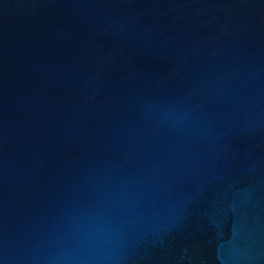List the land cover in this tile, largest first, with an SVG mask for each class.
I'll list each match as a JSON object with an SVG mask.
<instances>
[{
  "label": "water",
  "instance_id": "1",
  "mask_svg": "<svg viewBox=\"0 0 264 264\" xmlns=\"http://www.w3.org/2000/svg\"><path fill=\"white\" fill-rule=\"evenodd\" d=\"M0 264H264V0H0Z\"/></svg>",
  "mask_w": 264,
  "mask_h": 264
}]
</instances>
